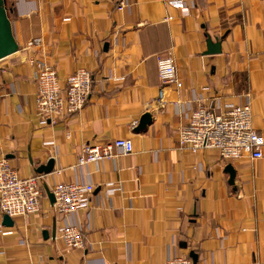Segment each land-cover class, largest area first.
Listing matches in <instances>:
<instances>
[{"label": "crops", "instance_id": "crops-1", "mask_svg": "<svg viewBox=\"0 0 264 264\" xmlns=\"http://www.w3.org/2000/svg\"><path fill=\"white\" fill-rule=\"evenodd\" d=\"M120 1L10 0L19 51L0 60V160L41 176L43 197L39 213L12 227L0 211V264H264V156L193 154L179 139L186 114L214 103L216 113L249 104L264 139V0H185L188 12L169 0H129L121 12ZM37 38L61 80L92 76L84 109L47 127L30 63L41 48L26 50ZM209 39L221 53L207 54ZM168 53L183 89L166 86L159 105L158 57ZM145 114L152 122L138 129ZM118 139L133 142L131 155L114 149L77 166L84 147ZM50 160L52 173H38ZM70 182L95 187L89 208L70 218L83 249L60 238L63 217L45 189Z\"/></svg>", "mask_w": 264, "mask_h": 264}, {"label": "built area", "instance_id": "built-area-1", "mask_svg": "<svg viewBox=\"0 0 264 264\" xmlns=\"http://www.w3.org/2000/svg\"><path fill=\"white\" fill-rule=\"evenodd\" d=\"M169 1L184 12L190 9L185 0ZM130 8L129 0H121L117 5V10L121 12ZM40 48V54L33 57L30 63L34 67V79L38 85L36 110L39 125L47 127L57 124L67 114H77L84 109L92 90V76L88 70L80 69L66 80H61L47 61L48 53L42 39H33L26 46V50ZM158 75L162 88L157 102L163 105L166 86L176 85L178 89H183V83L177 78L175 60L171 53L158 57ZM215 108V103L209 106L203 104L186 114L187 124L179 131L181 146L193 154L214 149L220 152L224 160L239 159L245 155L255 160L262 159L264 139L253 129L250 105L228 104L223 113H216ZM114 149L123 155H131L134 150L133 142L118 139L105 147L86 146L78 158L77 166L83 167L112 158ZM41 180V176L23 178L8 160H0L2 215L15 218L39 213L43 197ZM94 191V185L80 182L59 183L52 189L55 196L54 208L63 217L60 238L69 249L84 247L83 229L70 218L78 211L89 208ZM164 264L195 263L188 257L170 256Z\"/></svg>", "mask_w": 264, "mask_h": 264}, {"label": "water", "instance_id": "water-1", "mask_svg": "<svg viewBox=\"0 0 264 264\" xmlns=\"http://www.w3.org/2000/svg\"><path fill=\"white\" fill-rule=\"evenodd\" d=\"M208 52L207 54H219L221 53V45L214 44L211 39L208 40ZM19 51V45L16 42V39L13 34L12 23L8 16V11L5 6V0H0V60H3ZM152 122L151 115L145 114L140 121L138 129L145 128L148 124ZM55 166L54 160H50V162L46 166L40 167L37 172L40 174H50L52 173ZM227 170H229L233 174V169L231 166H228ZM47 196L50 202L54 205L55 196L50 191L48 187H45ZM3 225L12 227L14 225V221L9 216H4ZM56 234V231H55ZM194 257V255H191ZM195 261V257H194Z\"/></svg>", "mask_w": 264, "mask_h": 264}, {"label": "trees", "instance_id": "trees-1", "mask_svg": "<svg viewBox=\"0 0 264 264\" xmlns=\"http://www.w3.org/2000/svg\"><path fill=\"white\" fill-rule=\"evenodd\" d=\"M5 6L9 13L10 9L12 8V3L10 2V0H5Z\"/></svg>", "mask_w": 264, "mask_h": 264}]
</instances>
